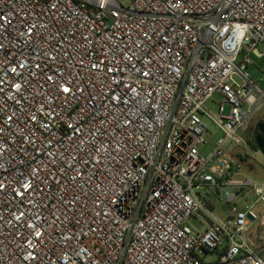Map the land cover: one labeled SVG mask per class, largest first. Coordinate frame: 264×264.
Masks as SVG:
<instances>
[{"label": "built area", "instance_id": "built-area-1", "mask_svg": "<svg viewBox=\"0 0 264 264\" xmlns=\"http://www.w3.org/2000/svg\"><path fill=\"white\" fill-rule=\"evenodd\" d=\"M252 55L264 0H0V264H264L237 204L264 181L226 148L264 108Z\"/></svg>", "mask_w": 264, "mask_h": 264}, {"label": "rangeland", "instance_id": "rangeland-1", "mask_svg": "<svg viewBox=\"0 0 264 264\" xmlns=\"http://www.w3.org/2000/svg\"><path fill=\"white\" fill-rule=\"evenodd\" d=\"M244 55L245 54H242V56L238 60L239 66L243 65ZM251 57L259 67H257L256 65H252L248 68V72L251 74L252 78L257 81L258 84L264 89V80L261 81V78H264V59H259L254 55H252ZM234 80L237 83H244V78L240 74H235ZM221 101L222 97L216 94L213 99L207 102L206 106L213 113H217L219 110V103ZM229 111L230 107L226 106L225 114H228ZM260 115H263L264 117V108L256 115V117L248 120L246 127L240 129L238 133L245 139L247 137H250L256 120L258 117H260ZM203 119L208 127V132L206 133L204 138L207 144L199 146V150L204 155H209L214 150L218 140L224 137V132L215 125V122L212 119L206 117H204ZM226 148L230 151L231 155L234 156L233 159L237 163H239L240 167L248 176H250L255 181H264V155L258 156L257 154H255L256 150L250 143L248 148H244L243 146L240 148L238 145H236L235 142H233L232 140H228V142H226ZM237 154H240L243 160L237 158ZM200 192L205 197V200L212 202V204L215 206V215L223 220H227L229 209L222 204V201L213 192L206 191L205 188L201 189ZM256 200L257 196L252 190H250L244 197H241L238 200L237 204L242 210L252 208L257 214L263 213L264 206L262 204H256ZM191 223L196 227L197 230H202V225L199 224L196 220H191ZM248 237L256 244L257 248L263 247L264 225H260V222L252 225L248 233ZM217 259L218 255L216 253H211L207 256L206 261H216Z\"/></svg>", "mask_w": 264, "mask_h": 264}, {"label": "water", "instance_id": "water-1", "mask_svg": "<svg viewBox=\"0 0 264 264\" xmlns=\"http://www.w3.org/2000/svg\"><path fill=\"white\" fill-rule=\"evenodd\" d=\"M259 130H261V134L255 132L253 134L254 144L257 149L260 151L261 155H264V123H260L258 125Z\"/></svg>", "mask_w": 264, "mask_h": 264}, {"label": "crops", "instance_id": "crops-1", "mask_svg": "<svg viewBox=\"0 0 264 264\" xmlns=\"http://www.w3.org/2000/svg\"><path fill=\"white\" fill-rule=\"evenodd\" d=\"M255 117H256V116H255ZM258 122H260V123H264V117H263V115H260V117L257 118L256 123H255V125H254V127H253L252 134H251L250 137H247L246 140H247V142L249 141L248 144L250 143V144L254 147V149L256 150V151H255V154H257L258 156H260V155H261V154H260V151H259V150L257 149V147L255 146V144H254V139H253L254 130H255V128H256ZM258 152H259V154H258ZM237 155H238L237 158H239L240 160H242L241 155H240V154H237ZM232 157H234V156L232 155ZM233 160H234V159H233ZM234 161H235V160H234Z\"/></svg>", "mask_w": 264, "mask_h": 264}, {"label": "flooded vegetation", "instance_id": "flooded-vegetation-1", "mask_svg": "<svg viewBox=\"0 0 264 264\" xmlns=\"http://www.w3.org/2000/svg\"><path fill=\"white\" fill-rule=\"evenodd\" d=\"M260 124V122H258V124H257V126H256V128H255V130H254V133L255 132H258L259 134H261L262 132H261V130H259V128H258V125Z\"/></svg>", "mask_w": 264, "mask_h": 264}, {"label": "trees", "instance_id": "trees-1", "mask_svg": "<svg viewBox=\"0 0 264 264\" xmlns=\"http://www.w3.org/2000/svg\"><path fill=\"white\" fill-rule=\"evenodd\" d=\"M242 160H243V158H242Z\"/></svg>", "mask_w": 264, "mask_h": 264}]
</instances>
